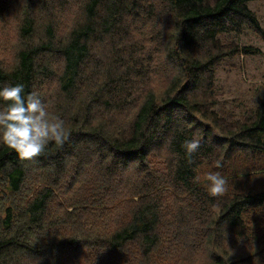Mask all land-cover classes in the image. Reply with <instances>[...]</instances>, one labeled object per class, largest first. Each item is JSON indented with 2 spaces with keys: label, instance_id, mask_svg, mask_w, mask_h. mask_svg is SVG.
<instances>
[{
  "label": "trees",
  "instance_id": "obj_1",
  "mask_svg": "<svg viewBox=\"0 0 264 264\" xmlns=\"http://www.w3.org/2000/svg\"><path fill=\"white\" fill-rule=\"evenodd\" d=\"M248 1L23 0L17 32L22 45L12 66L0 63V86L23 84L26 94H38L46 106L48 97L45 101L42 91L54 83L56 101L50 116L62 119L70 135L62 147L51 143L31 160H22L0 144V185L5 181L9 194H22L28 161L44 170L62 167V172L66 161L72 160L75 168L86 167L89 174L98 171L100 189L94 197L73 192L78 195L69 208L49 217L56 198L54 186L59 183L54 177L31 197H23L21 205L4 207L0 211V264H23L25 260L99 264V257L96 262L91 255L80 258L81 251H90L92 246L93 230L86 220L82 223L86 211H93L86 203L91 199L113 201L119 196L131 200L130 218L103 235L99 247L117 254L137 243L142 252L138 263L167 264L168 252L159 249L162 245L166 251L164 241L172 236V227L162 220V194L170 190H177V210L183 216L174 218L177 243L196 240V248L210 250L213 246L204 264H264V234L253 241L243 240L250 233L243 214L264 205V191L235 190L213 197L196 174L204 162H225L234 147L264 152L260 136L264 98L253 117L245 121L226 123L216 110L215 71L221 58L238 51L259 53L251 46L226 48L218 37L238 33L245 25L264 37ZM6 4L0 0V18ZM145 43L155 46L154 50L145 51ZM94 44H103L108 52L93 56ZM163 64L164 76L170 77L158 90L152 81L159 75L156 65ZM141 84L146 89L139 90ZM129 107H136L133 115L122 122L116 119ZM189 139L201 141L191 158L183 148ZM161 149H166V157H159ZM94 155L93 164L89 157ZM213 169L227 185L239 182H231L230 175L242 176L239 170ZM103 190L108 197L102 196ZM193 213L200 215L204 231L185 219ZM57 225L80 230L59 238L54 233ZM40 230L50 238H34ZM164 233L167 236L162 237ZM224 236L229 251L222 245ZM242 247L250 248L234 250Z\"/></svg>",
  "mask_w": 264,
  "mask_h": 264
},
{
  "label": "rangeland",
  "instance_id": "obj_2",
  "mask_svg": "<svg viewBox=\"0 0 264 264\" xmlns=\"http://www.w3.org/2000/svg\"><path fill=\"white\" fill-rule=\"evenodd\" d=\"M22 2L23 0H6L8 8L4 10L0 18V63L6 67L13 65L16 53L22 45L17 36L19 17L23 9ZM248 6L256 14L259 24L264 31V0H249ZM61 25L62 23L59 27H61ZM218 40L219 44L226 48H232L233 45H237L239 48L251 46L253 49L259 50V53H244L238 51L234 54L224 56L221 58L215 71V85L217 98L219 100V104L216 108L217 112L221 117L226 119V123L231 120H248L253 117L256 108L264 98V37L250 26L245 25L241 28L240 32L220 35ZM154 47L155 46L145 43V51H152ZM104 52H108V50L103 44L93 45V56H99L101 53L104 54ZM94 64L95 63L92 64L93 70L96 71V66H94ZM163 68L164 64L162 66L156 65L155 74L157 73L159 75L152 81V86L158 90L165 85V80H168L170 77L164 76ZM45 89V92L42 91V95L45 101L48 97L45 108L48 113L50 111L49 115H51L53 113L54 102L56 101V98L54 99L56 86L54 83H49ZM141 89H146L145 87L143 88V84H141L139 90ZM135 109L136 107H129L126 110H122L116 116V119L120 120V122L126 121L135 113ZM215 133H218V131L215 130ZM260 136L264 142V132H261ZM231 151L230 155L225 156L226 161L220 163L221 167H217L218 161L212 160L211 162L202 163L199 168H197L196 174L199 184L205 186V189L208 190L206 176L209 173L216 172L213 169L214 167L217 171L223 170L225 173H230L231 171L239 170L240 174H242L239 178L234 174H232L234 176H229L230 178H234L231 182L237 179H239V182L237 185H227L225 193L235 190L240 193L264 191V152L253 151L246 147H242L241 150L234 147ZM158 155L161 158L166 157V149H161ZM89 159L92 160L90 162L94 164L96 156L94 155L92 158L89 157ZM61 168L59 170H44L39 168V164L28 161L27 167L25 168L27 178L22 194H9L10 189L7 182L2 181L0 185V211L7 205H21L25 201L23 197H31L37 189L44 186L45 182L48 183L54 177L56 182L58 181L59 183L54 186L56 198L53 201L54 203L51 204V214L49 217H51L54 212L58 215L63 214L64 209H66V207L69 208L70 203L76 200L73 196L77 197L78 195L73 194V192H81L86 197H94L97 193V188L100 189L97 187L99 173L98 171L96 173L95 169L89 174V170L86 167L78 166V168H75L72 160L66 161V165L62 172ZM95 174L96 177L92 179ZM84 184H87L86 188L82 187ZM79 186L80 190L76 191L79 189ZM106 189L110 190L109 188ZM116 192L120 194L119 191L116 190ZM102 194L103 197H108V192L106 190H103ZM162 195L164 197L163 203L165 204L162 220L166 227H172V236L168 237L167 241H164L166 251H164L161 245L159 252H168L170 261L167 264H184L185 262V264H204L213 252L214 247L210 246V250L203 249V246L196 248L198 246L196 240L193 242L191 241V243L187 245L177 243V240H174L176 235L174 218L177 219V215L180 218L183 217L180 211L177 210V190H170ZM71 199L74 200L71 202ZM86 206L93 211H86V216L82 223L86 220L88 227L93 230L89 238V242L92 246L90 251L82 250L80 258L85 259V256L91 255V259L95 262L97 257L101 258L99 264H140L138 262L142 259V252L137 243L128 245L122 250V253L117 254L114 252L109 253L102 245V248L99 247V244L103 242V235L111 233L119 227V225L129 220L131 211L133 210L131 200H128L127 196H119V198H115L113 201L110 199H102V201L91 199L86 203ZM243 217L246 223L245 226L249 228L250 232L249 237L243 240L253 241L256 239L255 236L264 234V205L259 208L245 211ZM185 219H191L198 225L199 230L204 231V223H200V215L193 213L185 216ZM54 227V233L56 237L59 238L62 236L66 238L71 231L75 232L80 230V227L79 229H71L63 225ZM49 230L50 229L47 231L49 232ZM164 236H167V233L162 234V237ZM33 237L36 239L50 238L44 230L35 232ZM230 237L234 236L230 235ZM222 239V245L226 244V249L229 251V243L224 241V239H226L225 236ZM237 245L238 242L235 246ZM249 248L250 247H242L241 249L237 248L234 250L247 251ZM83 262H86V260H82L80 264ZM23 264H38V260H25Z\"/></svg>",
  "mask_w": 264,
  "mask_h": 264
},
{
  "label": "clouds",
  "instance_id": "obj_3",
  "mask_svg": "<svg viewBox=\"0 0 264 264\" xmlns=\"http://www.w3.org/2000/svg\"><path fill=\"white\" fill-rule=\"evenodd\" d=\"M69 135L64 121L49 115L38 94H26L23 84L0 86V144L14 150L22 160L42 155L51 143L62 147ZM200 146L198 139L186 140V156L191 158ZM206 180L211 196L225 193L228 181L222 175L209 173Z\"/></svg>",
  "mask_w": 264,
  "mask_h": 264
},
{
  "label": "bare ground",
  "instance_id": "obj_4",
  "mask_svg": "<svg viewBox=\"0 0 264 264\" xmlns=\"http://www.w3.org/2000/svg\"><path fill=\"white\" fill-rule=\"evenodd\" d=\"M194 118V117H193Z\"/></svg>",
  "mask_w": 264,
  "mask_h": 264
}]
</instances>
